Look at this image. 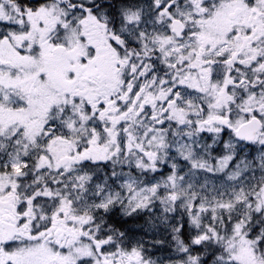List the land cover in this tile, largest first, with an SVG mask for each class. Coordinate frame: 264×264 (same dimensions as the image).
I'll return each mask as SVG.
<instances>
[{
    "label": "snow or ice",
    "instance_id": "snow-or-ice-1",
    "mask_svg": "<svg viewBox=\"0 0 264 264\" xmlns=\"http://www.w3.org/2000/svg\"><path fill=\"white\" fill-rule=\"evenodd\" d=\"M0 264H264V0H0Z\"/></svg>",
    "mask_w": 264,
    "mask_h": 264
}]
</instances>
